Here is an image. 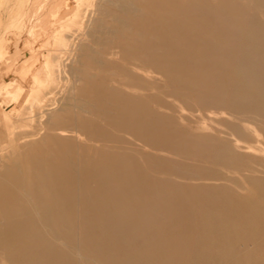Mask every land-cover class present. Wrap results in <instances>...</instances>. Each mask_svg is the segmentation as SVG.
Here are the masks:
<instances>
[{"label": "bare ground", "instance_id": "6f19581e", "mask_svg": "<svg viewBox=\"0 0 264 264\" xmlns=\"http://www.w3.org/2000/svg\"><path fill=\"white\" fill-rule=\"evenodd\" d=\"M4 1L0 264H264V0Z\"/></svg>", "mask_w": 264, "mask_h": 264}, {"label": "rangeland", "instance_id": "374dc122", "mask_svg": "<svg viewBox=\"0 0 264 264\" xmlns=\"http://www.w3.org/2000/svg\"><path fill=\"white\" fill-rule=\"evenodd\" d=\"M5 4V5H4ZM6 6V2L4 1V3L2 2H0V8L1 9H3L4 7ZM6 12V11H5ZM7 21H8V19H7V17L5 16L4 18H3V20L1 21L2 23H3V25L1 24V26H2V30H5V27H6V25H7ZM1 107V106H0ZM0 117L2 118V121L3 122H5V120H6V118H5V116H4V118H3V115H0ZM12 117H10L9 119H11ZM2 128H3V130H6V134L4 135L3 134V136H2V138H1V134H0V165H4V159H5V157H6V155L8 154V151H11L13 148L12 147H14V144H12V143H9V140H10V138H9V136L10 137H12V135H14V133L15 134H17V132L21 129L20 127H11V129L10 130H12V128H15V129H13V132L14 133H12V134H10V135H8V132L7 131H9V129L6 127V123H5V125L3 126L2 125ZM19 129V130H18ZM10 133V132H9ZM6 143V144H5ZM9 143V144H8ZM5 144V145H4ZM15 148V147H14ZM3 150H4V152H3ZM7 153V154H6Z\"/></svg>", "mask_w": 264, "mask_h": 264}]
</instances>
